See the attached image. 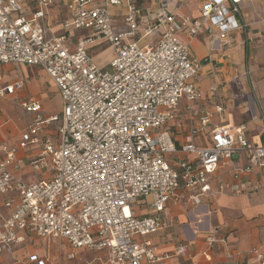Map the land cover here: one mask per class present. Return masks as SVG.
I'll return each mask as SVG.
<instances>
[{
    "label": "built area",
    "instance_id": "2783aa9c",
    "mask_svg": "<svg viewBox=\"0 0 264 264\" xmlns=\"http://www.w3.org/2000/svg\"><path fill=\"white\" fill-rule=\"evenodd\" d=\"M56 1L39 0L40 10L26 18L20 16L19 0H0V65L42 68L63 105L60 115L46 116L38 101L19 102L30 115V125L17 143L0 141V254L11 253L23 232L63 240L73 250H106L109 264H160L168 255L148 238L167 229L162 213L177 191H192L189 202L200 205L212 195L210 178L221 163L239 154L248 163L233 173L231 194L259 189L242 179L252 168L264 177V134L262 139L249 138L244 125H218L207 143L195 145L212 115L193 107L201 98L196 85L201 62L178 36L185 33L193 39L205 32L211 44H228L229 35L242 29L243 0H201L198 17L181 18L169 12L171 0H159L158 14L143 27L134 0H104L102 5L97 0H66L68 17L61 31L86 33L74 49L63 34L45 37L43 11ZM122 4L125 28L115 30L110 8ZM161 25L164 30L156 39L143 42ZM102 43L113 52L106 68L88 52ZM23 87L18 82L0 88V98ZM215 92L210 86L211 99ZM214 111L221 113V106L216 104ZM181 112L187 141L176 145L168 125ZM51 124L58 125L57 141L44 135ZM30 146H39L27 162L39 177L28 183L16 172L21 170L19 151ZM223 191L219 185L216 192ZM215 245L212 231L202 253L207 263ZM186 252L180 246L174 255L184 257ZM251 253L256 264H264V254L255 249ZM74 257L73 252L66 255L68 260Z\"/></svg>",
    "mask_w": 264,
    "mask_h": 264
},
{
    "label": "crops",
    "instance_id": "0c3cea01",
    "mask_svg": "<svg viewBox=\"0 0 264 264\" xmlns=\"http://www.w3.org/2000/svg\"><path fill=\"white\" fill-rule=\"evenodd\" d=\"M19 1L22 7L20 16L30 18L40 10L39 0ZM200 1L171 0L169 12L177 18L198 17ZM134 2L140 14V27L153 22L151 19L159 11V0ZM103 3L104 0H97L95 4ZM240 8L239 24L242 29L229 35L228 44H211L205 32L193 39H189L185 33L178 34L188 44L190 55L201 62V70L196 78L201 98L193 107L200 113L209 112L212 115L208 127L195 139L196 146L207 143L210 130L218 125H229L231 128L244 125L249 138H263L264 0H243ZM43 12L42 25L47 39L63 34L66 45L74 49L77 41L86 34L84 31H61V24L68 17L66 0H57ZM125 13L124 4L110 8L115 30L125 28ZM163 30L162 25L156 26L152 35L143 42L156 39ZM106 50L110 51V56L97 60L96 57ZM88 52L101 68H106L113 57L111 48L104 43L90 47ZM244 71H247L248 78H238V74ZM18 82L24 83L22 89L10 97L0 98V141L10 144L18 142L31 122L30 115L21 108L19 102L29 99L38 101L46 116L60 115L63 106L56 85L42 68L16 63L0 65V88ZM210 86L216 88L213 99L208 95ZM29 90L33 94H29ZM216 104L221 106V113L214 111ZM57 129V124H51L44 128V135L57 141ZM168 130L176 145L187 141L188 129L183 112L178 120L168 125ZM38 149L39 146H30L20 150L17 155L21 170L16 174L25 182L38 180L39 175L33 174L27 166L28 159L36 155ZM247 163L244 154L222 162L210 178L212 195L203 197L198 206L188 200L192 191L176 192L162 213L168 223L167 229L162 234L148 238L159 252L168 255L160 264H256L251 251L255 249L264 254V177L256 168H252L250 173L242 174V179L249 186H259V189L252 194L237 196L229 191L233 173L244 168ZM219 185L225 187L223 193L216 192ZM140 213H145L144 207H141ZM212 231L216 233V245L212 261L207 263L202 253L206 249V238ZM18 237L19 242L12 246L11 253L0 254V264H109L106 250H73L63 240L37 238L23 232L18 233ZM180 246L187 247L184 257L174 255ZM72 252L75 257L68 260L66 255ZM33 257L35 260L32 261Z\"/></svg>",
    "mask_w": 264,
    "mask_h": 264
},
{
    "label": "rangeland",
    "instance_id": "374dc122",
    "mask_svg": "<svg viewBox=\"0 0 264 264\" xmlns=\"http://www.w3.org/2000/svg\"><path fill=\"white\" fill-rule=\"evenodd\" d=\"M109 56H110V51L106 50L103 53H101L100 56L96 57V59L97 60H103L104 58H108ZM247 74H248L247 71H244L243 74H238V78H239V76L240 77H244L245 76L246 78H248ZM37 89H38V87L34 91H36ZM29 94H33L32 91L29 90ZM43 102H45V100H43ZM18 113H20L19 110H18Z\"/></svg>",
    "mask_w": 264,
    "mask_h": 264
}]
</instances>
